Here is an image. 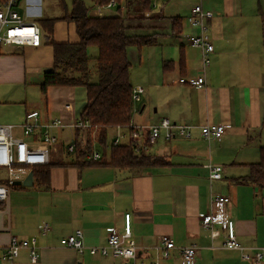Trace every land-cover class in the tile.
<instances>
[{"label": "crops", "instance_id": "1", "mask_svg": "<svg viewBox=\"0 0 264 264\" xmlns=\"http://www.w3.org/2000/svg\"><path fill=\"white\" fill-rule=\"evenodd\" d=\"M45 1L22 0L18 10L24 19L36 23L42 17L64 15L58 5L56 11L45 12ZM203 5L215 12L209 19L214 52L205 70L201 48L185 39L190 31L187 21L181 34L172 30L170 17L180 15L178 10L171 14L151 11L141 18L129 10L124 14L121 8L139 26L137 33L158 36L157 44L143 47L148 55L138 59L140 77L135 78L130 70L133 86L145 88L141 100L134 101L132 122L149 124L166 116L193 125L189 139L160 138L150 146L147 154L163 157V165L76 164L77 155L69 153L68 146L85 139V129L77 134L78 128L71 123L85 108L86 87L50 86L45 97L40 84L45 71L54 67V48L39 23L43 30L40 45L0 44V124L13 125L21 135L28 111H39L43 124L53 117L64 120L63 126L53 130L59 146L54 148L63 149V154L54 159L50 153V162L56 164L51 167L48 187L39 184L34 173L32 185L12 187L7 200L0 202V246L12 235L37 238L39 260L32 262L29 249L23 248L15 264H126L112 256L92 255L87 249L79 253L60 243L62 237L82 229L86 246H99L106 242L111 227L135 240L141 261L155 260L161 235L169 234L177 247L158 264H183L180 247L191 244L197 245L196 264H253V248L264 247V188L240 178L249 173L248 163L259 160L264 146V24L254 0H207ZM96 8L92 6L90 14L117 15ZM52 36L56 42L80 40L76 23L65 19L56 21ZM93 65L92 80H97ZM203 71L204 85L179 81L181 76ZM207 123L226 125L221 140L209 141L201 135ZM116 133L117 127L110 128L107 139L111 141ZM95 141L92 148L97 149ZM210 163L224 168L221 179L209 178ZM41 166L45 165L37 168ZM222 193L230 198L224 205L225 216L234 220L238 239L252 249H228L224 231L212 238L201 226L200 214L210 210L213 196ZM45 221L52 226L47 234L42 233Z\"/></svg>", "mask_w": 264, "mask_h": 264}, {"label": "built area", "instance_id": "2", "mask_svg": "<svg viewBox=\"0 0 264 264\" xmlns=\"http://www.w3.org/2000/svg\"><path fill=\"white\" fill-rule=\"evenodd\" d=\"M22 0H0V44L40 45L42 41V27L33 21H27L20 14L18 6ZM207 0H196L186 17L190 31L185 35L186 41L201 48L203 58V69L211 64V54L214 52V43L210 34L209 19L215 12L205 8L203 3ZM155 4V2H154ZM116 2L112 0L106 5H98L97 12L104 7H112ZM181 84L201 86L206 84L204 71L198 75L181 76ZM145 88L135 85L132 89L133 101H140ZM39 111L26 112L22 134L17 135L11 124H0V169L5 170L4 176H0V202H5L9 191L16 180H23L34 167L46 165L50 162L52 144L58 141L53 130L64 125L61 117H53L47 123L39 122ZM76 128L98 130L96 125L80 117L71 123ZM193 125L188 123H177L169 117H161L149 124L130 123L128 127H117V133L112 137L109 146H117L133 143L136 153H147L150 146L160 138L170 140L176 136L189 139L192 137ZM116 128V127H115ZM226 131L223 123H207L201 127V135L206 140H221ZM127 139V141H125ZM95 141V139H93ZM77 144L75 142L68 146V152L77 155ZM102 152L92 148L85 154L88 160H100ZM209 178L212 180L223 177L224 168L220 165L210 163L208 165ZM230 200L227 194L212 197L210 210L200 214L201 226L209 230L212 238L225 232V247L228 249L247 250L252 249L244 245L237 237L234 220L225 216L224 205ZM52 230L51 223L45 221L42 233L47 234ZM60 243L75 248L79 253L87 249L92 255L112 256L127 261L126 264H158L160 258L170 257L172 250L177 247L175 239L169 234L160 237V245L157 247V258L151 262L138 259V247L131 237L122 235L115 227H111L106 242L99 246L87 247L84 241L82 229L62 237ZM29 249L32 262L40 258L37 238H22L12 235L6 245L0 246V264H15L20 251ZM253 264H261L264 260V247L253 248ZM183 264H196L197 245L191 244L180 247Z\"/></svg>", "mask_w": 264, "mask_h": 264}, {"label": "trees", "instance_id": "3", "mask_svg": "<svg viewBox=\"0 0 264 264\" xmlns=\"http://www.w3.org/2000/svg\"><path fill=\"white\" fill-rule=\"evenodd\" d=\"M63 2V0H61ZM112 0H93L92 6L106 5ZM120 13L114 16H97L90 14L92 6L83 0H73L70 9L65 5L62 17H42L38 23L45 28L47 41L54 48V67L46 70L40 84L41 91L47 97L50 86L83 85L87 89V101L81 117L96 125L99 130V143L102 149L100 160H85V154L92 149L89 137L84 133L83 143L77 144L76 164L91 161V164H111L115 167H146L165 164L163 157L136 153L133 143L107 148V135L110 128L128 127L132 122L134 101L133 84L130 79L132 61L129 48L141 50L146 45L158 43L157 33L136 32L138 25L133 18L121 12V0H114ZM155 0H138L136 13L144 18L153 9ZM262 9V7H261ZM264 24V12L260 11ZM139 18V19H141ZM59 19L76 23L80 40L78 42H56L52 36L54 24ZM172 30L176 34L183 31L184 18L171 16ZM264 34V31H263ZM98 48L97 56L89 53V47ZM95 61L97 80H92L91 63ZM262 126L264 127V118ZM83 128H78L77 134ZM88 131V130H87ZM86 132V131H85ZM83 141V142H84ZM110 154V160L107 156ZM56 162L33 168L39 184L49 185L50 170ZM86 164V163H85ZM249 173L240 178L241 182H250L264 188V146L260 147L259 160L247 164ZM17 187V185H12Z\"/></svg>", "mask_w": 264, "mask_h": 264}, {"label": "rangeland", "instance_id": "4", "mask_svg": "<svg viewBox=\"0 0 264 264\" xmlns=\"http://www.w3.org/2000/svg\"><path fill=\"white\" fill-rule=\"evenodd\" d=\"M83 1L88 6H91L93 4V0H83ZM72 2H73V0H63V2L61 0H47L44 2L43 7L45 8V12H48L49 9L56 11L57 5H58L60 7V12L63 13V12H65V10H64L65 5L68 7V9H70L72 6ZM155 2L157 3V6H153V9H152L153 12L163 11V13H165V14H167V13L171 14V13L176 12L178 10V13L180 14V16H182L184 18V16H186L188 14V8L194 4L195 0H155ZM254 3H256L259 11L263 10V12H264V0H254ZM137 4H138V0H121L120 5H121V8L125 9L124 14H126L127 10H129L130 13H135L137 10ZM260 6L262 7V9ZM126 8H128V9H126ZM104 13L106 15H113V14L118 15L120 13V11L118 10V4L112 6L111 8L104 7ZM184 21H186V20L184 19ZM89 49H90L91 54L96 55L98 52V48L96 46H90ZM143 49L144 48L139 50L138 47H136V46H131L129 48V56H130V59L132 61V65H133L131 70H134L135 78H139L140 72H141V68H139L140 64L138 63V59L140 58V56L141 57L142 56L147 57V55H148V52L146 50L147 48L145 50H143ZM91 64L93 65V62ZM94 65H93V67H94L93 73L96 71ZM97 76L98 75L96 73V75H94V77L97 78ZM148 108H149V106H148ZM85 131H87V132H85V134L89 137V139L91 140V143L93 142V139L99 138V130H96L95 128H91V129H85ZM64 133L66 134V136H68L70 134V132L68 130H66ZM107 138H109V134L107 135ZM107 140H108L107 142L110 141V139H107ZM125 141H127V139H125ZM82 143H83V145H85V141ZM109 143H111V141ZM52 146H53V148H51L52 157L54 159L62 157L61 153L63 154V149L61 150V152H59V151L57 152L54 147L59 148V146H57L56 144H52ZM95 147L100 150L101 147H100L99 141H95ZM5 173H6L5 170L0 169V176H4Z\"/></svg>", "mask_w": 264, "mask_h": 264}, {"label": "water", "instance_id": "5", "mask_svg": "<svg viewBox=\"0 0 264 264\" xmlns=\"http://www.w3.org/2000/svg\"><path fill=\"white\" fill-rule=\"evenodd\" d=\"M34 180V172L31 170L28 175L21 181V180H16L14 181L15 185H24V186H30L33 184Z\"/></svg>", "mask_w": 264, "mask_h": 264}]
</instances>
